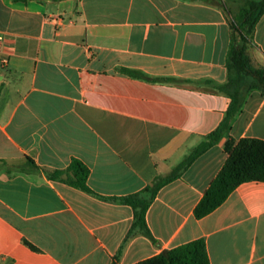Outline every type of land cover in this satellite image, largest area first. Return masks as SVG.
<instances>
[{"label": "crops", "instance_id": "obj_1", "mask_svg": "<svg viewBox=\"0 0 264 264\" xmlns=\"http://www.w3.org/2000/svg\"><path fill=\"white\" fill-rule=\"evenodd\" d=\"M238 2L0 0V264H135L195 239L209 264H264V181L193 213L226 142L264 140L257 90L218 142L159 189L145 215L150 237L119 201L170 174L222 120L229 99L217 85ZM247 52L264 66V13ZM73 159L93 193L67 173L48 177Z\"/></svg>", "mask_w": 264, "mask_h": 264}, {"label": "trees", "instance_id": "obj_2", "mask_svg": "<svg viewBox=\"0 0 264 264\" xmlns=\"http://www.w3.org/2000/svg\"><path fill=\"white\" fill-rule=\"evenodd\" d=\"M203 1L208 2V0ZM263 13L264 0H246L232 17L230 43L225 60L227 80L225 83L217 85V89L228 97L229 102L217 127L208 133L204 140L170 174L158 177L139 193L119 198L120 202L132 207V227H137L144 235L150 237L145 215L159 189L178 177L200 154L218 142L230 129L232 119L240 112L249 92L257 90L264 96V66H254L247 52L255 25ZM125 72L132 76H143L130 70H125ZM225 149L228 157L224 165L193 210L197 219L220 206L239 184L252 180L264 181V140L241 138L234 141L229 139ZM26 161L28 164H34L30 158H26ZM63 173H67L64 180L69 185L93 193L86 184L88 169L81 161L73 159L66 169L54 171L48 177L56 179ZM24 243L36 250L27 241ZM117 260L118 256L111 264H117ZM135 264H209V259L204 240L195 239L163 250L157 255Z\"/></svg>", "mask_w": 264, "mask_h": 264}, {"label": "rangeland", "instance_id": "obj_3", "mask_svg": "<svg viewBox=\"0 0 264 264\" xmlns=\"http://www.w3.org/2000/svg\"><path fill=\"white\" fill-rule=\"evenodd\" d=\"M245 1H246V0H239V2H238L236 5L233 6V11L235 10V12H237V10H238L241 6L244 5ZM231 9H232V8L229 7V11H230V13L232 12ZM231 17H233V16H231Z\"/></svg>", "mask_w": 264, "mask_h": 264}, {"label": "built area", "instance_id": "obj_4", "mask_svg": "<svg viewBox=\"0 0 264 264\" xmlns=\"http://www.w3.org/2000/svg\"><path fill=\"white\" fill-rule=\"evenodd\" d=\"M0 40H1V37H0ZM3 62H6L5 60H3Z\"/></svg>", "mask_w": 264, "mask_h": 264}]
</instances>
